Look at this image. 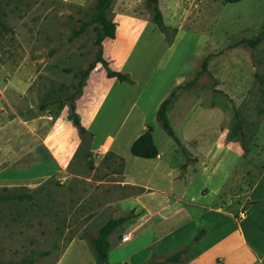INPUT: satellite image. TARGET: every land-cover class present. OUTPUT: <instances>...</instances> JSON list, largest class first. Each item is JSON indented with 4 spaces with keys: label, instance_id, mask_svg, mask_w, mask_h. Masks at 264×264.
I'll list each match as a JSON object with an SVG mask.
<instances>
[{
    "label": "rangeland",
    "instance_id": "1",
    "mask_svg": "<svg viewBox=\"0 0 264 264\" xmlns=\"http://www.w3.org/2000/svg\"><path fill=\"white\" fill-rule=\"evenodd\" d=\"M106 3L100 11L98 0H0V264H55L71 240L94 255L93 241L105 232L104 264H129V239L121 238L143 210L134 204L140 191L124 172L142 183L147 173L112 143L134 101L144 105L158 144L165 131L152 110L167 91L162 101L168 100L165 116L175 132L178 109L218 108L224 119L215 130L247 151L234 178L243 174L241 184H251L264 170V0ZM154 9L164 32L152 22ZM99 12L115 25L114 38L101 42L102 59L110 70L132 73L137 84L111 85L97 129L78 137L65 167L27 183L31 165L46 160L44 143L69 132L67 101L93 62ZM97 79L90 84L108 86ZM238 187L233 190L244 189ZM153 247L136 264L185 260L167 263L178 249L157 256Z\"/></svg>",
    "mask_w": 264,
    "mask_h": 264
},
{
    "label": "crops",
    "instance_id": "2",
    "mask_svg": "<svg viewBox=\"0 0 264 264\" xmlns=\"http://www.w3.org/2000/svg\"><path fill=\"white\" fill-rule=\"evenodd\" d=\"M94 69L74 100L75 113L87 132L97 129L94 124L111 85L137 84L132 73H123L132 82L126 83L106 78L103 69ZM111 70L122 71L121 68ZM95 75L99 78L97 81L108 86L90 84ZM149 78L153 80L152 75ZM167 93L153 105V116ZM177 112L179 115L173 120L179 129L177 132L170 127L168 113L166 120L170 132L158 122L165 131L159 144L154 123L148 126L144 105L137 101L130 103L121 117L122 122L113 131L112 149L120 156L126 158L130 144L146 127L151 128V140L157 151L150 159L133 156L145 166L147 180L144 183L128 180L127 171L124 172L127 184L140 191L134 204L143 210L128 233L126 259L129 264L147 260L150 257L147 248L152 244L155 254L160 256L191 243L190 259L183 264H263L264 170L251 184H241L243 174L238 177L237 173L234 178L238 163L247 151L228 140L226 131L215 130L224 119L218 108H192L186 113L178 109ZM66 123L67 134H58L44 143L45 147L42 145L47 152L46 160L31 165L27 183L34 184L50 177L69 162L79 138L70 122ZM158 178L162 186L156 183ZM234 185L244 189L234 191ZM240 213H243L242 218H239ZM195 236L198 238L192 242ZM71 259L78 261L76 264H95L87 246L79 240H71L55 264H71Z\"/></svg>",
    "mask_w": 264,
    "mask_h": 264
},
{
    "label": "trees",
    "instance_id": "3",
    "mask_svg": "<svg viewBox=\"0 0 264 264\" xmlns=\"http://www.w3.org/2000/svg\"><path fill=\"white\" fill-rule=\"evenodd\" d=\"M242 0H223L224 3H237ZM107 3L106 0H98L97 8L98 10H103L106 8ZM154 11V18L152 22L162 31L163 27L161 26L160 16L156 9ZM99 23L100 28L97 30L96 33V39L95 44L97 46L93 62L87 67V69L82 73L80 79L76 83V89L72 97L68 99L67 104V110L68 114L66 119L71 123V125L76 129L77 135L80 138L82 135L89 136L88 132L80 125L79 118L74 110V100L77 96L80 95L81 89L84 86V82L88 76V74L96 67V65H100L101 68L104 71L106 78H115L118 82H126L131 83L129 77L127 74H123L120 72H114L108 68V64L106 61L102 59V47L101 42L104 39H113L114 38V32H115V25L111 20H108L104 17V14L99 12ZM248 44H253L252 42H249ZM168 104V100L162 101L155 113L156 121L159 122L168 132H170V128L168 126L166 116H165V109ZM228 138V137H227ZM129 152L132 156L137 158H144V159H150L154 158L157 155V151L152 143L151 140V128L146 127V129L143 131L142 134H140L131 144L129 147ZM106 232L103 233L102 237H98L93 241V244L95 245V250L92 252L94 253V258L97 263L104 264L105 262V256H106V242H103L101 239L106 236ZM198 236H195L192 240V242L196 241ZM191 243L183 246L182 248L178 249L175 253L170 255L168 258H166L167 263H175L177 262L182 256H186L184 259V262H187L190 259V256L188 255V249ZM105 246V247H104ZM183 264V262L181 263Z\"/></svg>",
    "mask_w": 264,
    "mask_h": 264
},
{
    "label": "built area",
    "instance_id": "4",
    "mask_svg": "<svg viewBox=\"0 0 264 264\" xmlns=\"http://www.w3.org/2000/svg\"><path fill=\"white\" fill-rule=\"evenodd\" d=\"M242 216H243V213H240L239 214V218H242ZM128 236H126V235H124V236H122V238H121V242H126V241H128Z\"/></svg>",
    "mask_w": 264,
    "mask_h": 264
}]
</instances>
